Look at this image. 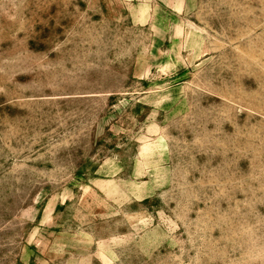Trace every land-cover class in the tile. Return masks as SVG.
<instances>
[{"label": "rangeland", "instance_id": "obj_1", "mask_svg": "<svg viewBox=\"0 0 264 264\" xmlns=\"http://www.w3.org/2000/svg\"><path fill=\"white\" fill-rule=\"evenodd\" d=\"M0 264H264V0H0Z\"/></svg>", "mask_w": 264, "mask_h": 264}]
</instances>
